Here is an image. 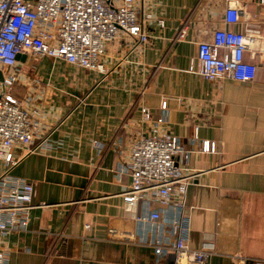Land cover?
I'll return each mask as SVG.
<instances>
[{
  "label": "crops",
  "instance_id": "1",
  "mask_svg": "<svg viewBox=\"0 0 264 264\" xmlns=\"http://www.w3.org/2000/svg\"><path fill=\"white\" fill-rule=\"evenodd\" d=\"M234 1L245 3L250 25L260 30L261 41L245 52L256 65L255 78L206 80L190 69L199 64L197 42L226 27L224 10ZM137 5L140 15H149L150 39L141 45L119 35L107 43L105 74L47 56L25 54L18 60L22 75L13 93L23 98L26 76L39 80L42 91L32 94L51 147L25 154L11 170L32 182L34 193L27 229L3 238L6 264H174L173 253L156 255L146 242L167 231L164 224L140 220L152 210L167 218L171 209L124 199L131 177L120 168L131 136L144 126L141 106L163 116L166 128L191 151L188 246L216 250L210 264H236L221 252L224 243L264 259V6L257 0H138ZM183 24L185 36L175 41ZM205 140L214 142V152H201ZM94 141L104 148L98 151ZM3 168L0 162V173ZM114 230L133 235L114 240Z\"/></svg>",
  "mask_w": 264,
  "mask_h": 264
},
{
  "label": "built area",
  "instance_id": "2",
  "mask_svg": "<svg viewBox=\"0 0 264 264\" xmlns=\"http://www.w3.org/2000/svg\"><path fill=\"white\" fill-rule=\"evenodd\" d=\"M257 2L264 6V0ZM137 3L138 0H0V162L4 167L0 173V264H6L8 258L3 238L27 229L34 193L33 183L11 174V170L25 154L51 147L50 131L44 132L41 127L42 108L32 94L42 91L39 80L26 76L23 98L13 93L22 75L17 55L47 56L105 74L108 70L103 57L107 43L119 35L141 45L150 39L145 28L149 15H140ZM249 22L244 2L228 3L223 18L226 27L215 29L210 40L197 42L199 64L190 69L210 81L254 80L256 65L245 59V52L262 38L260 30ZM159 23L162 25V20ZM231 24L239 29L227 28ZM185 30L183 24L174 40L182 39ZM165 107L163 101L161 109ZM140 113L144 126L131 136L125 167L120 168L131 177V187L124 199L145 200L171 209V215L164 219L159 210L140 218L150 224L159 221L167 228L146 241L156 255L171 252L174 264H210L216 250L193 249L187 244L190 217L185 194L194 179L188 166L191 151L166 128L163 116H153L147 106H141ZM93 144L98 151L104 148L100 142ZM215 149L214 142L205 140L200 150ZM218 224L225 237L223 217ZM132 235L114 230L110 238L123 240ZM221 248L236 264H264V259L249 258L234 245L224 243Z\"/></svg>",
  "mask_w": 264,
  "mask_h": 264
},
{
  "label": "water",
  "instance_id": "3",
  "mask_svg": "<svg viewBox=\"0 0 264 264\" xmlns=\"http://www.w3.org/2000/svg\"><path fill=\"white\" fill-rule=\"evenodd\" d=\"M25 58V54H18L17 55V60H22Z\"/></svg>",
  "mask_w": 264,
  "mask_h": 264
}]
</instances>
